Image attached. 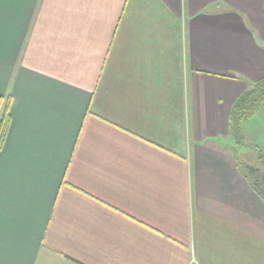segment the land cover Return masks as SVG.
<instances>
[{"label":"crops","instance_id":"0c3cea01","mask_svg":"<svg viewBox=\"0 0 264 264\" xmlns=\"http://www.w3.org/2000/svg\"><path fill=\"white\" fill-rule=\"evenodd\" d=\"M262 80L264 0H0V264H264Z\"/></svg>","mask_w":264,"mask_h":264},{"label":"trees","instance_id":"16d2710c","mask_svg":"<svg viewBox=\"0 0 264 264\" xmlns=\"http://www.w3.org/2000/svg\"><path fill=\"white\" fill-rule=\"evenodd\" d=\"M1 100H4L2 98ZM0 100V101H1ZM4 103V104H3ZM264 107V80L255 83L244 92L234 104L230 115V135L235 141L237 151L249 150L257 154L260 161H264V153L247 141L243 132V123L255 116ZM11 122L10 101L0 102V152L5 144ZM237 157L240 172L250 183L255 193L264 201V170L254 165L243 154ZM262 161V162H263Z\"/></svg>","mask_w":264,"mask_h":264},{"label":"rangeland","instance_id":"374dc122","mask_svg":"<svg viewBox=\"0 0 264 264\" xmlns=\"http://www.w3.org/2000/svg\"><path fill=\"white\" fill-rule=\"evenodd\" d=\"M253 117H254V116H253ZM253 117H252V118H253ZM250 119H251V118H250ZM231 145L234 146V143L231 142ZM246 151H249V150L246 149V150H243V151H237V153H238V154H237V157H238V158H242L241 154H245Z\"/></svg>","mask_w":264,"mask_h":264}]
</instances>
